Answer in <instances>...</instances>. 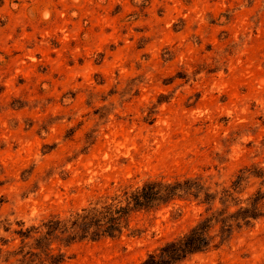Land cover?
I'll return each instance as SVG.
<instances>
[{"label":"rangeland","instance_id":"rangeland-1","mask_svg":"<svg viewBox=\"0 0 264 264\" xmlns=\"http://www.w3.org/2000/svg\"><path fill=\"white\" fill-rule=\"evenodd\" d=\"M253 165L264 169V0H0V264L16 263L20 221L149 176L220 189ZM203 210L138 213L62 264H140ZM263 260L264 217L180 264Z\"/></svg>","mask_w":264,"mask_h":264},{"label":"trees","instance_id":"trees-1","mask_svg":"<svg viewBox=\"0 0 264 264\" xmlns=\"http://www.w3.org/2000/svg\"><path fill=\"white\" fill-rule=\"evenodd\" d=\"M253 177L264 180V169L244 166L229 185L220 189L213 188L201 174L149 176L139 184H128L90 201L66 216L52 214L30 226L18 222L19 228L13 232L20 243L9 251V258H15V264H62L70 257L68 249L73 244L120 238L131 230L136 214L185 200L203 206L201 218L140 263L180 264L189 256L225 245L236 232L253 227L264 217V190L259 187L247 191ZM136 231L139 230H132ZM256 264H264V260Z\"/></svg>","mask_w":264,"mask_h":264}]
</instances>
